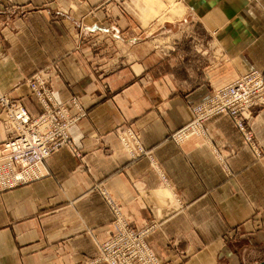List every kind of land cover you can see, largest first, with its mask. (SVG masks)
I'll use <instances>...</instances> for the list:
<instances>
[{
  "label": "crops",
  "instance_id": "obj_1",
  "mask_svg": "<svg viewBox=\"0 0 264 264\" xmlns=\"http://www.w3.org/2000/svg\"><path fill=\"white\" fill-rule=\"evenodd\" d=\"M253 71L264 74V0H0V90L37 114L22 83L48 73L86 110L70 131L78 154L63 148L41 180L0 191V264H86L113 229L103 193L137 227L158 224L147 243L164 264H263L264 108L249 120L260 159L225 116L169 139ZM124 124L153 161L123 152Z\"/></svg>",
  "mask_w": 264,
  "mask_h": 264
},
{
  "label": "built area",
  "instance_id": "obj_2",
  "mask_svg": "<svg viewBox=\"0 0 264 264\" xmlns=\"http://www.w3.org/2000/svg\"><path fill=\"white\" fill-rule=\"evenodd\" d=\"M22 85L40 111L33 114L22 99L0 90V116L9 130L8 138L0 145V189L41 180L47 160L63 148H71L78 154L70 131L86 116L81 102L60 101L48 73L32 74ZM261 108H264V74L248 72L231 84L213 90L207 101L194 106L192 120L173 134L172 139L182 145L192 137L205 136L206 124L225 116L233 121L245 144L260 159L263 151L249 120ZM116 134L121 149L131 160L153 161L141 136L131 126L119 127ZM103 196L112 210L113 229L99 244L98 254L86 264H164L147 243L156 222L139 228L124 218L118 204L105 193Z\"/></svg>",
  "mask_w": 264,
  "mask_h": 264
},
{
  "label": "rangeland",
  "instance_id": "obj_3",
  "mask_svg": "<svg viewBox=\"0 0 264 264\" xmlns=\"http://www.w3.org/2000/svg\"><path fill=\"white\" fill-rule=\"evenodd\" d=\"M152 40H155L154 42L155 43H157V44H161V42H163L164 41V37L163 38H161V33L160 32H158V33H154L153 35H152ZM167 40H170L169 39V35L167 36ZM58 99L60 100V101H63V102H67V101H69V100H71V99H76V100H78L79 102H81L79 99H77L76 97H72V98H70L69 100H66V101H64V100H61L59 97H58ZM82 104V103H81ZM83 105V104H82ZM122 126H131L132 127V125H128V124H124V125H122ZM133 128V127H132ZM134 129V128H133ZM182 129V128H181ZM181 129H179V130H181ZM179 130H177V131H175L174 133H172L170 136H169V139L170 140H172L173 142H175L173 139H172V136H173V134H175L176 132H178ZM136 131V130H135ZM137 132V131H136ZM139 135H140V133L139 132H137ZM141 136V135H140ZM141 139H142V136H141ZM143 143V142H142ZM176 143V142H175ZM177 144V143H176ZM144 145V144H143ZM179 145V144H178ZM143 159V158H142ZM147 159V158H146ZM140 160V159H139ZM132 161H134V160H132ZM33 183V182H32ZM31 184V183H30ZM28 185V184H27ZM25 186V185H24ZM15 188H18V187H15ZM15 188H5V189H0V191L2 192V191H7V190H12V189H15ZM155 225H156V227H155V229L153 230V234L155 233V231H156V229H157V227H158V224L157 223H155ZM136 226V225H135ZM152 235V234H151ZM150 237V236H149ZM148 237V238H149ZM106 239V238H105ZM104 239V240H105ZM101 243V242H100ZM99 243V244H100ZM99 246V245H98ZM98 254V253H97ZM95 257V256H94ZM91 258H93V257H90V258H88L87 260H86V263H87V261L88 260H90Z\"/></svg>",
  "mask_w": 264,
  "mask_h": 264
},
{
  "label": "water",
  "instance_id": "obj_4",
  "mask_svg": "<svg viewBox=\"0 0 264 264\" xmlns=\"http://www.w3.org/2000/svg\"><path fill=\"white\" fill-rule=\"evenodd\" d=\"M264 264V263H263Z\"/></svg>",
  "mask_w": 264,
  "mask_h": 264
}]
</instances>
